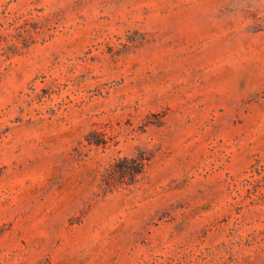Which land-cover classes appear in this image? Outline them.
I'll return each mask as SVG.
<instances>
[{"label": "rangeland", "instance_id": "374dc122", "mask_svg": "<svg viewBox=\"0 0 264 264\" xmlns=\"http://www.w3.org/2000/svg\"><path fill=\"white\" fill-rule=\"evenodd\" d=\"M0 264H264V0H0Z\"/></svg>", "mask_w": 264, "mask_h": 264}, {"label": "trees", "instance_id": "16d2710c", "mask_svg": "<svg viewBox=\"0 0 264 264\" xmlns=\"http://www.w3.org/2000/svg\"><path fill=\"white\" fill-rule=\"evenodd\" d=\"M127 159L125 158V161H126ZM137 164V166H139V167H141L142 165H141V163L140 162H137L136 163ZM141 165V166H140ZM138 172V170H134L133 172H131V173H127V174H129V175H131V176H134V174H136Z\"/></svg>", "mask_w": 264, "mask_h": 264}]
</instances>
